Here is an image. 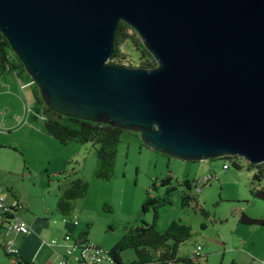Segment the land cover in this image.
<instances>
[{"label":"water","instance_id":"1","mask_svg":"<svg viewBox=\"0 0 264 264\" xmlns=\"http://www.w3.org/2000/svg\"><path fill=\"white\" fill-rule=\"evenodd\" d=\"M120 22L154 68L108 64ZM0 33L56 113L188 162L264 164V0H0Z\"/></svg>","mask_w":264,"mask_h":264},{"label":"rangeland","instance_id":"2","mask_svg":"<svg viewBox=\"0 0 264 264\" xmlns=\"http://www.w3.org/2000/svg\"><path fill=\"white\" fill-rule=\"evenodd\" d=\"M124 52L128 55L125 64L136 66L141 55L138 49L127 43ZM23 140L21 136L17 139L21 147L26 145ZM33 146L36 148L38 144ZM19 149L17 152L0 149V192L17 191L23 207L26 204L31 214L47 221V228L40 235V262L56 263V252L64 248H50L44 243L62 244L63 236L68 233L73 239L91 242L110 252L129 229L155 221L156 230L163 233L170 224L181 221L190 228L192 238L180 244L179 256H189L200 245L201 264H264V226L239 222L242 213L264 222V203L250 194L251 183L254 187L264 186V174L260 181L253 182L257 169L249 168L243 158L230 156L228 161L213 158L188 162L149 149L138 131L125 129L116 148L114 177L98 180L95 176L98 160L89 144L79 145V153L62 146L67 155H74L69 163L61 155H55L56 160L53 158L49 163L24 149L32 167L24 166L23 152ZM225 162L229 163L227 170L222 169ZM233 163H240V168L233 167ZM209 175L213 176L209 184L202 183ZM167 176H171L176 191L169 196L170 204L156 208L155 219L153 207L144 213L143 204L148 192L149 196H163L165 188L160 182ZM78 178L88 184V190L83 197L72 201L67 214H63L56 207L59 197ZM184 180L195 182L191 191L183 185ZM5 194L7 203L12 204ZM184 194L194 197L188 206L182 204ZM20 216L30 217L22 212ZM64 218L77 220L78 225L66 224ZM134 258L132 250L121 253L125 263Z\"/></svg>","mask_w":264,"mask_h":264},{"label":"trees","instance_id":"3","mask_svg":"<svg viewBox=\"0 0 264 264\" xmlns=\"http://www.w3.org/2000/svg\"><path fill=\"white\" fill-rule=\"evenodd\" d=\"M127 43H131L141 53L136 66L125 64L128 55L124 52V47ZM108 64L145 69H152L156 66L154 57L146 51L142 41L132 30V27L124 22H120L118 28H116L113 52ZM25 70L24 65L16 57L6 38L0 33V78L11 73L15 74L19 79L31 82L32 80ZM36 94L38 100L35 111L43 117V132L62 145L71 143L91 145L98 160V167L95 172L96 178L98 180H109L114 177L116 148L120 143V135L123 129L114 128L110 124L99 121H84V119L70 118L69 116L56 113L42 101L43 99L37 89ZM222 159L228 161L230 157H223ZM248 165L249 168L257 169L253 182L260 181L264 174V164ZM240 166V163H233L235 168H240ZM171 179V176H167L160 182L161 186L165 188V193H163L161 198L149 196V192L146 194V200L142 208L144 213L153 207L156 219L158 216L156 208L170 204L169 196L176 191V188L171 185ZM183 185L187 187V190L191 191L195 186V182L191 183L184 180ZM251 186V197L264 203V186L254 187L253 183H251ZM152 188L155 190L156 184L153 183ZM87 190L88 184L86 182H83L80 178L74 180L70 183V188L63 191L62 195H60L56 205L57 209L63 214H67L71 202L83 197ZM192 200H194V197L189 194H184L181 198L183 206H188ZM239 222L246 226H264L263 221L251 219L243 213L239 218ZM191 238L190 228L186 227L181 221L173 222L163 233L156 230L154 221L149 225L144 224L142 227L137 226L129 229L127 234L107 253L111 256V264H201L202 257L200 256H193L192 254L189 256L178 255L180 244L187 242ZM128 250L133 251L135 258L125 263L121 259V253ZM5 256L9 259V256L6 254ZM24 263L27 264L28 261L24 260ZM231 264L238 263L232 262Z\"/></svg>","mask_w":264,"mask_h":264},{"label":"crops","instance_id":"4","mask_svg":"<svg viewBox=\"0 0 264 264\" xmlns=\"http://www.w3.org/2000/svg\"><path fill=\"white\" fill-rule=\"evenodd\" d=\"M27 84V80L19 79L15 74L11 73L0 78V149L17 152V149L21 148L19 150L23 152V164L28 167H32L25 152L28 150L49 163L53 161V158L56 160L57 156L60 155L65 159V162L67 161L69 163L73 160L74 155H67L64 151L65 149H62V146L68 149H75L76 151L73 152L79 153L80 150L78 147L83 144L71 143L69 145H62L54 140L53 137L43 132V121L41 120V116L35 111L38 100L36 89L33 85L22 87ZM19 136L25 139L23 142L26 145H22L21 147V143L17 141ZM35 143L38 144L36 148L33 146ZM39 146L46 148L47 151L39 148ZM24 149L26 150L24 151ZM52 151L54 154H51ZM5 195L10 202L21 200V196H19L17 191H9V193L6 191ZM24 208L19 213L22 212L30 215L29 219L22 218V220L29 226L31 233L25 235L20 234L15 237V245L18 248L20 257L28 261L34 260L37 264H49L51 263L50 260L40 262L42 258L39 257V251L42 248L40 235L47 228V221L38 219L31 214L26 204ZM62 254L63 251L56 252V263ZM0 264H12L6 258L1 248Z\"/></svg>","mask_w":264,"mask_h":264},{"label":"built area","instance_id":"5","mask_svg":"<svg viewBox=\"0 0 264 264\" xmlns=\"http://www.w3.org/2000/svg\"><path fill=\"white\" fill-rule=\"evenodd\" d=\"M34 85V83L28 82L27 85L22 87H28ZM41 120L43 117L41 116ZM229 163L222 165L223 170L228 169ZM213 179L212 175L207 176L202 183L209 184ZM200 188L198 187V192ZM25 208L18 201L8 204L3 194L0 192V248L9 256V260L12 264H25L24 259L20 257L18 248L15 245V237L18 235H25L31 233L29 226L22 220L20 211ZM64 223H70L72 226H77V220L72 221L64 218ZM50 248L63 247V254L59 257L56 264H108L107 251L96 247L95 244L87 242L81 239H73L71 233L65 234L62 238V244L57 241L44 243ZM202 248L197 245L193 252V256L201 257ZM111 257V256H110ZM28 261V260H27ZM27 264H37L34 260L28 261Z\"/></svg>","mask_w":264,"mask_h":264},{"label":"bare ground","instance_id":"6","mask_svg":"<svg viewBox=\"0 0 264 264\" xmlns=\"http://www.w3.org/2000/svg\"><path fill=\"white\" fill-rule=\"evenodd\" d=\"M35 85V84H34ZM106 254H108V253H106ZM112 262H111V259H110V256H108V264H111Z\"/></svg>","mask_w":264,"mask_h":264}]
</instances>
